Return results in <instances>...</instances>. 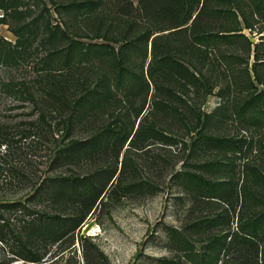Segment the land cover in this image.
<instances>
[{"label": "trees", "instance_id": "16d2710c", "mask_svg": "<svg viewBox=\"0 0 264 264\" xmlns=\"http://www.w3.org/2000/svg\"><path fill=\"white\" fill-rule=\"evenodd\" d=\"M49 2L56 6L60 17L57 22L53 21L48 0H0V25L9 24L15 36L14 42L0 37V62L19 64L31 55L37 43L46 51L42 69L47 72L39 81L40 93L47 100L34 101L40 111L38 119L23 123L19 137L6 130L0 132V193L24 191L22 197H0V264L14 260L51 264L59 252L73 246L87 217L104 204L102 196L110 183L119 178L115 192L124 183L119 157L129 138L134 148L146 132L147 147L154 139L176 142L154 122H147L144 128V119L135 133L129 129V122L121 127L110 122L92 128L85 138L76 135L77 130L86 127L84 118L89 112L101 103L106 108V101L112 100L105 85L88 87L89 77L83 75L85 58L102 48L114 50L111 42H123L120 50H126L137 37L147 38L148 42L154 33L165 30L170 31L152 40L155 63L162 61L177 68L180 63L176 59L185 60L198 75L191 83L200 93H213L217 88L214 81L221 85L217 107L210 113L190 108L187 113L193 114L191 118L182 105L173 106L160 97L166 94L174 99L177 95L156 80L153 102L157 112L164 110L178 122L194 121L196 133L189 159L196 162L177 172L175 178L188 197L190 210H206L181 229L168 228L179 259H165L166 264H183L181 259L189 264H264V141L256 136L221 132L230 120L240 129L264 127V89L258 86L264 85V68L259 66H264V35L261 43H254L243 33L239 20L241 17L251 30L258 23L264 25V0H139L137 5L131 0L122 5L121 0ZM129 14L130 27L120 26L129 20ZM75 18L78 22H72ZM163 21L166 25L155 27ZM145 26L147 31L136 34ZM84 38H101L107 43H87ZM226 41L232 42L231 53L218 47ZM160 48L164 54L158 53ZM252 51L255 61L250 68ZM198 52L201 57L196 63L201 68L191 61ZM213 59H217L218 66ZM202 60L210 61L202 67ZM228 60H233L231 65L238 61L246 66L242 70L235 67L230 73L225 66L221 71L219 66L224 62L228 65ZM206 66L209 68L205 71ZM180 75V79H186ZM101 79L107 81L106 76ZM20 85L25 83H3L5 90L22 93ZM50 112L63 116L66 137L60 144L47 118ZM43 148L52 150L45 169L30 159V150L37 157L36 152ZM239 161L244 162L242 170ZM66 166L75 168L71 173L69 169L68 173L61 171ZM153 186L147 182V187ZM54 246L59 247L56 252Z\"/></svg>", "mask_w": 264, "mask_h": 264}, {"label": "rangeland", "instance_id": "374dc122", "mask_svg": "<svg viewBox=\"0 0 264 264\" xmlns=\"http://www.w3.org/2000/svg\"><path fill=\"white\" fill-rule=\"evenodd\" d=\"M131 1L135 5L139 3V0ZM48 3L53 13V21H59L60 17L55 12L56 6L51 4L49 0ZM120 3L121 5L124 4L125 0H121ZM126 18L128 19L127 16ZM131 20L132 17L129 14V20L125 23L122 21L120 26L129 28L128 23ZM239 20L243 33L254 43H261V37L264 35V29L261 28L264 25L258 23L251 30L245 27L241 17H239ZM148 21H150V18ZM220 21L223 23L226 19ZM72 22L78 21L75 18ZM257 22L261 21L257 20ZM164 25H166L164 21L157 22L155 27ZM85 26L88 25L85 24ZM145 27L137 29L136 34L147 31V26ZM169 31L154 33L148 39V42L146 41L147 38L137 37L138 39L134 45L126 50H120L123 42H111L110 44L114 47V50L102 48L98 53L85 58L84 65L86 68L83 75L89 77L88 87L93 88L96 84L99 87L105 85L103 87L109 91L112 100L106 101V108H103L101 103L99 108L94 109V111L89 112L85 116L84 123H86V127L76 131L78 137L85 138V136H90L92 128L96 129V127L98 128L102 124L110 122L116 123L119 127L124 122H129V129H133V133H135L141 119H144V128L147 127V122L151 124L154 122L163 133L174 137L176 142L168 144L164 138L154 139L151 140L152 144L147 147L146 132L143 139L140 138V141H137V147L134 148L130 147L131 139L129 138L119 157V168H123L124 173L120 179L124 183L120 184L116 192L113 189L116 190L115 187L118 186L119 178L110 183L102 196L104 204L98 205L94 213L87 217L78 232L75 244L69 249L59 252L60 254L56 255L52 260L53 263H51L52 261L49 263L166 264L167 259H179L177 257L179 255L178 252L173 250L174 246L169 238L168 228L181 229L188 223L189 219H196L206 212V210L202 209L190 210L188 197L182 192L181 184L175 178L177 172L186 167L189 168L192 163L196 162V160L189 159L192 156H190L192 139L196 133L192 128L194 121L190 124L178 122L172 115L166 114L164 110H158L157 112L153 101H155V93H157V80L158 84L171 88L177 95L174 99L166 94H160V97L173 106L180 107L182 105V110L192 118L193 114L187 113L190 108L193 110L197 108L203 112L210 113L217 107L221 100L217 94L221 85H217L214 81L215 86H217V88H214V92L203 94L193 88L194 85L191 82L194 80V75H198H196L195 69L185 60L176 59L181 65H177V68L170 67L162 61L160 64L155 63L152 56V40L155 36L163 33L167 34ZM0 37L15 41V36L9 24L0 25ZM84 40L87 43H107L101 38H84ZM218 47L228 53L233 51L232 42L226 41V43L220 44ZM157 51L161 54L164 50L160 48ZM254 54L255 52L252 51L250 68H252L255 61ZM45 55L46 51L36 43L33 46L31 55L19 64L6 65L0 62V132L6 130L16 133L17 137H19L20 131L24 128L23 123L38 119L40 111L36 108L34 101H40V98L43 101L47 100V96H42L39 90V81H43L44 79L42 80V78L47 75L46 70L42 69V59H44ZM200 57L198 52L196 57L193 56L191 59L199 68L201 66L196 63V60L200 59ZM211 57L213 58V55ZM213 60L217 65V59ZM203 61H206V64H203ZM209 61L202 60V67L208 65ZM231 61L233 60H228V65H225L227 62H224L221 67L219 66V69L223 71L226 66L228 73H230L235 67L242 70V67L244 69L246 66L242 65V63L238 64V61L231 65ZM259 66L264 68V66ZM183 67L187 68L186 72ZM208 68V66L204 67L205 71ZM180 73L186 79H180ZM104 76H106L107 81H104V83L103 81L100 82ZM9 82L25 83L24 86L20 85L23 92L5 90L3 83ZM212 82L211 84L213 85ZM258 86L260 89H264V85ZM27 91L33 94L34 98L31 94L29 96ZM184 101L187 102L186 105L189 108L187 110L186 106H184ZM94 112L97 114H94ZM147 115H150L148 121ZM47 118L54 126L60 144L63 137H66L63 132V116L59 113L50 112ZM90 123L94 126L90 127ZM221 132L229 135L245 134L248 137L256 136V139L258 137L264 141V127L257 130L240 129L232 120L224 124ZM165 134L163 135L164 137ZM51 152L52 150L43 148L36 152V157L34 156V151L30 150L31 162L39 168L45 169L47 168L46 162ZM122 161H126V165L125 163L122 165ZM261 163L264 166V157ZM238 166L242 170L244 162L239 161ZM74 168V166H66L61 171L65 172L69 169V173H71ZM85 169V171H88L89 167H85ZM66 172L68 173V171ZM118 175L119 173L117 177ZM147 182L153 183V188L147 187ZM23 195L24 191L22 190L17 193L14 191L0 193L1 198H18ZM195 244L200 246L198 242ZM57 246L52 248L53 252L59 249ZM1 257L2 253L0 254ZM181 261L183 264H189L185 259H181ZM10 264L27 263L23 260H14Z\"/></svg>", "mask_w": 264, "mask_h": 264}]
</instances>
